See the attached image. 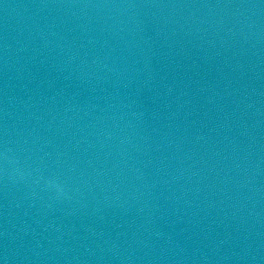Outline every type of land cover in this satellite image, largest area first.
<instances>
[{
    "label": "water",
    "instance_id": "obj_1",
    "mask_svg": "<svg viewBox=\"0 0 264 264\" xmlns=\"http://www.w3.org/2000/svg\"><path fill=\"white\" fill-rule=\"evenodd\" d=\"M0 101L170 264H264V0H0Z\"/></svg>",
    "mask_w": 264,
    "mask_h": 264
}]
</instances>
